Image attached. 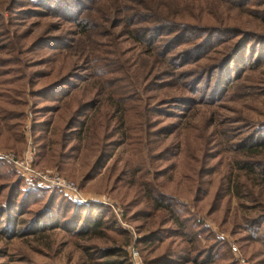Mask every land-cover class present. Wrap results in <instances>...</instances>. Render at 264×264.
Masks as SVG:
<instances>
[{
  "label": "rangeland",
  "instance_id": "374dc122",
  "mask_svg": "<svg viewBox=\"0 0 264 264\" xmlns=\"http://www.w3.org/2000/svg\"><path fill=\"white\" fill-rule=\"evenodd\" d=\"M261 143L264 0H0V264H264Z\"/></svg>",
  "mask_w": 264,
  "mask_h": 264
},
{
  "label": "trees",
  "instance_id": "16d2710c",
  "mask_svg": "<svg viewBox=\"0 0 264 264\" xmlns=\"http://www.w3.org/2000/svg\"><path fill=\"white\" fill-rule=\"evenodd\" d=\"M163 30H165L164 28H162ZM173 42V41H172ZM58 84H55V85H52V86H57ZM49 88V87H48ZM47 88V89H48ZM47 89H44L42 92H41V94H40V96H42V95H44V93H45V91L47 90ZM62 99V98H61ZM87 105H89V104H84V105H81V110H79L78 111V113H77V116H79L80 115V113L82 112V110L83 111H88L90 108H88L87 107ZM54 111H56V110H54ZM57 112V111H56ZM108 119H110V118H108ZM120 119H121V116H120ZM121 121V120H120ZM122 122V121H121ZM83 123H84V121H82V122H79V119L77 120V118H73L72 120H70L69 121V125H71V127L70 128H74V129H78V127H81L82 128V126H83ZM78 143H79V140H77V142H76V148H77V145H78ZM259 146L260 147H264V143H261V144H259ZM249 151H252V149H249ZM254 151V150H253ZM253 153H255V152H253ZM252 163V162H251ZM249 164L250 163H245V168H248V173H247V176H252V177H254L255 176V169H253L254 167H252V166H249ZM249 166V167H248ZM244 168V169H245ZM241 170H242V168H240ZM259 176H258V178H261V181L264 183V164H263V167H260V170H259ZM147 185V184H146ZM142 191V190H141ZM16 192H17V190H16ZM15 192V193H16ZM9 193H12V192H9ZM18 193V192H17ZM151 194V195H150ZM150 194H146V198L143 196V199L144 200H146V201H149V202H151L152 203V206H153V209L155 210V211H160V210H163V211H165V213H166V218H164V221H165V223L166 222H170L171 224H173V225H175L177 228H179V229H181V231L185 228V223L187 222V220L186 221H184V220H182L181 218H180V216H179V214H178V212H177V210L175 209V208H173L172 207V205L170 204V202H167L166 200H164V197L163 196H161V195H158V196H155V194H152V193H150ZM10 195V194H9ZM142 195H144L143 194V191H142ZM13 196H15V194H13ZM23 197V196H22ZM170 199V198H169ZM14 203H15V201L14 200H12ZM172 202V201H171ZM7 204V203H6ZM75 209V208H74ZM2 213H5V212H2ZM6 214V213H5ZM4 214V215H5ZM77 215V214H76ZM76 215H72V216H74V218L71 220V216L70 217H68V218H66V219H64V220H62L63 221V224H66V223H69V222H72V221H76L77 220V222L79 223V221H81V218H79V216H78V219H75V217H76ZM3 216V215H2ZM2 216H0V217H2ZM81 222H83V223H87V225H85L84 224V230H86V229H91L92 227H94L95 226V230L94 231H97L96 230V226H100L101 225V222L100 221H94V220H89V218L87 219V217L86 218H84ZM39 223H41V222H39ZM39 223H37V224H39ZM36 226V225H35ZM83 232H85V231H83ZM186 234V232H181L180 234H179V236L181 237L180 239H181V243H184L185 245L187 244L188 246H189V249L188 250H184L183 248H181L180 249V251L178 252V253H176V257H178V259H181L182 257H183V254H184V252H190V244H192L193 242H194V240H193V238H190V239H188V240H185V235ZM163 240V237H161V236H157L156 235V233L155 232H150L149 234H146L143 238H142V240H141V243L142 244H147V245H150V244H153V243H158V242H161ZM208 251V250H207ZM115 252H118V251H116V250H106V253H108L109 255H111L112 253H115ZM198 258H199V256H198ZM205 261H204V263L205 262H210V261H212V259H211V254H206V256H205ZM188 261H190V262H193V263H197V262H195L196 260L194 259V261L193 260H191V259H189ZM104 264H117V262L116 261H112V262H104Z\"/></svg>",
  "mask_w": 264,
  "mask_h": 264
},
{
  "label": "built area",
  "instance_id": "2783aa9c",
  "mask_svg": "<svg viewBox=\"0 0 264 264\" xmlns=\"http://www.w3.org/2000/svg\"><path fill=\"white\" fill-rule=\"evenodd\" d=\"M4 157L8 161L12 162L16 167L24 170L26 172V174L28 175V177L31 180H33L34 182H37L39 185H45L46 183H49L51 181H55L49 175H46V173L35 171L30 166L19 162L18 160H16V158H15V156L13 154H5ZM62 185L67 190H69L71 192V194L73 193V194L76 195L77 190H76V187L74 186V184L64 182V183H62Z\"/></svg>",
  "mask_w": 264,
  "mask_h": 264
}]
</instances>
